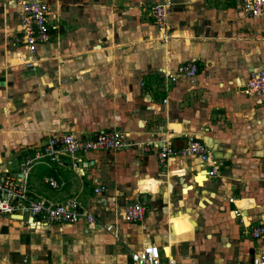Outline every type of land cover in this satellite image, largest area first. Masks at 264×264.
Wrapping results in <instances>:
<instances>
[{"label":"crops","instance_id":"crops-1","mask_svg":"<svg viewBox=\"0 0 264 264\" xmlns=\"http://www.w3.org/2000/svg\"><path fill=\"white\" fill-rule=\"evenodd\" d=\"M40 1L57 28L28 67L13 42L19 6L0 0V175L18 178L51 137L120 130L125 145L81 155L84 176L67 156L34 162V199L77 198L95 222L33 228L0 215V264H136L145 248L162 264H252L264 252V236H251L264 226V94L243 88L264 67V14L248 16L242 0ZM156 3L169 4L163 30L148 12ZM186 60L195 76H161ZM190 138L208 148L215 176L196 156L159 163L164 142ZM134 200L146 214L127 222Z\"/></svg>","mask_w":264,"mask_h":264},{"label":"built area","instance_id":"built-area-1","mask_svg":"<svg viewBox=\"0 0 264 264\" xmlns=\"http://www.w3.org/2000/svg\"><path fill=\"white\" fill-rule=\"evenodd\" d=\"M15 2L19 6L17 13L19 29L13 37V42L26 51L24 64L33 67L36 46L52 40L53 31L57 28L58 15L51 11L48 4L40 0H15ZM242 10L248 16L264 14V0H242ZM168 11V3L156 4L151 9L154 23L162 30L166 26ZM198 70L197 62L192 60L180 64L174 71L163 70L161 76L175 81L180 76L193 77ZM243 90L245 93L264 94V67L251 74ZM125 138V133L120 130H105L92 137H82L75 133L51 137L43 152L26 159L18 178L15 179L8 174L0 175V215L24 220L33 228L56 223L74 224L81 219H85L88 224L94 223V214L84 208L77 198H70L56 204H46L43 200L34 199L27 187L30 166L45 156H50L52 160H59L58 157L62 155L72 160L71 166L79 176H84L88 161H84L81 155L96 150H119L125 145ZM187 155L196 156L206 163L210 167L209 176L217 174L208 148L197 138H190L186 146L180 148H175L170 141H166L157 153L158 161L162 165L176 156ZM48 183L54 188L58 186L53 177L48 178ZM104 189V186L97 187L95 193L98 194ZM145 214V203L140 200L130 201L125 205L124 216L127 222L142 221ZM235 215H239L237 210ZM251 236L253 238L264 236V226L253 227ZM131 259L136 264H162L158 254L150 248L132 253ZM252 264H264V252L255 258Z\"/></svg>","mask_w":264,"mask_h":264},{"label":"rangeland","instance_id":"rangeland-1","mask_svg":"<svg viewBox=\"0 0 264 264\" xmlns=\"http://www.w3.org/2000/svg\"><path fill=\"white\" fill-rule=\"evenodd\" d=\"M156 4H159V3H156ZM156 4H155V5H156ZM155 5H154V6H155ZM154 6L149 7V9H148L149 14H151V9H152V7H154ZM154 24H155V23H154ZM155 25H156V24H155ZM156 26H157V25H156ZM161 30H162V29H161Z\"/></svg>","mask_w":264,"mask_h":264},{"label":"water","instance_id":"water-1","mask_svg":"<svg viewBox=\"0 0 264 264\" xmlns=\"http://www.w3.org/2000/svg\"><path fill=\"white\" fill-rule=\"evenodd\" d=\"M143 199L146 200V197H144Z\"/></svg>","mask_w":264,"mask_h":264},{"label":"bare ground","instance_id":"bare-ground-1","mask_svg":"<svg viewBox=\"0 0 264 264\" xmlns=\"http://www.w3.org/2000/svg\"><path fill=\"white\" fill-rule=\"evenodd\" d=\"M187 61V60H186Z\"/></svg>","mask_w":264,"mask_h":264}]
</instances>
